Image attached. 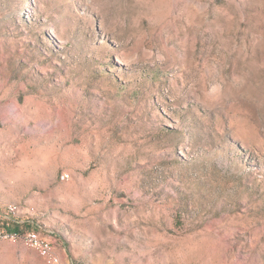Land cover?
Segmentation results:
<instances>
[{
	"label": "rangeland",
	"instance_id": "374dc122",
	"mask_svg": "<svg viewBox=\"0 0 264 264\" xmlns=\"http://www.w3.org/2000/svg\"><path fill=\"white\" fill-rule=\"evenodd\" d=\"M14 227L60 264H264V0H0V264H49Z\"/></svg>",
	"mask_w": 264,
	"mask_h": 264
},
{
	"label": "built area",
	"instance_id": "2783aa9c",
	"mask_svg": "<svg viewBox=\"0 0 264 264\" xmlns=\"http://www.w3.org/2000/svg\"><path fill=\"white\" fill-rule=\"evenodd\" d=\"M62 178L63 179H69L70 178V174L69 173H63L62 174ZM18 210H19V206L18 205H13V207H7V209H6L7 213H9V214H15ZM10 236L14 240L22 237L23 240H24V242H25V240L35 239V237H34V230L33 229L28 231V236H18L15 233H11ZM41 240L43 242V249H36L39 252V254L49 264H60L61 262H60V260L57 259L56 252H55L54 249H52L50 247L49 242L48 241H45L44 239H41Z\"/></svg>",
	"mask_w": 264,
	"mask_h": 264
},
{
	"label": "bare ground",
	"instance_id": "6f19581e",
	"mask_svg": "<svg viewBox=\"0 0 264 264\" xmlns=\"http://www.w3.org/2000/svg\"><path fill=\"white\" fill-rule=\"evenodd\" d=\"M9 207H13V205H10ZM18 235V234H17ZM24 236H28V232L24 234ZM34 237L35 239L32 240H25L31 247L35 249H43V242L41 239H43L40 234L34 230ZM45 240V239H44ZM47 241V240H45ZM49 242V241H48ZM50 247L52 248L50 242H49ZM53 249V248H52ZM56 257L58 260H60V257L56 254Z\"/></svg>",
	"mask_w": 264,
	"mask_h": 264
},
{
	"label": "trees",
	"instance_id": "16d2710c",
	"mask_svg": "<svg viewBox=\"0 0 264 264\" xmlns=\"http://www.w3.org/2000/svg\"><path fill=\"white\" fill-rule=\"evenodd\" d=\"M11 233H15V234H19V228L18 227H14L13 229H9Z\"/></svg>",
	"mask_w": 264,
	"mask_h": 264
}]
</instances>
